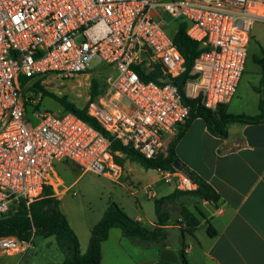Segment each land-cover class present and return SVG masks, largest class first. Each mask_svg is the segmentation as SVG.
<instances>
[{"label":"built area","instance_id":"built-area-1","mask_svg":"<svg viewBox=\"0 0 264 264\" xmlns=\"http://www.w3.org/2000/svg\"><path fill=\"white\" fill-rule=\"evenodd\" d=\"M178 21L204 48L185 95L201 93L202 105L215 112L234 97L251 28L264 26V0H0V218L40 198L59 163L118 183L122 167L114 156L122 155L111 151V139L146 159L162 152L189 114L175 84L185 60L168 33ZM154 71L158 83L145 82ZM86 73L104 75L86 114L109 138L72 112L37 110L27 117L21 77ZM157 171L178 189L192 183L179 172ZM143 190L156 197L150 186ZM31 246L32 239L0 238V252L8 255Z\"/></svg>","mask_w":264,"mask_h":264},{"label":"crops","instance_id":"crops-1","mask_svg":"<svg viewBox=\"0 0 264 264\" xmlns=\"http://www.w3.org/2000/svg\"><path fill=\"white\" fill-rule=\"evenodd\" d=\"M174 152L184 165L212 187L219 200L210 204L184 197L169 206L170 220L163 227L167 239L163 243L125 238L118 228L110 229L107 240L101 245L100 264H179L182 251L189 264H264V123L230 124L227 138L219 139L197 118L176 143ZM121 167L122 176L117 184L137 187V192H142L153 204L178 189L175 184L163 187L162 184L167 183L160 179L157 170L144 169L143 172L128 160ZM149 171L154 175L146 179ZM147 186L155 192L154 199L146 196L143 188ZM52 187L60 201L69 188L60 179ZM195 187L190 183L188 189ZM139 209L146 221L139 214L127 215L145 226H156L154 207L150 218L140 206ZM64 214L84 253L90 230L98 221L73 226L69 216ZM209 224L215 231L213 236L208 235ZM14 256L0 252V264H17L13 263Z\"/></svg>","mask_w":264,"mask_h":264},{"label":"trees","instance_id":"trees-1","mask_svg":"<svg viewBox=\"0 0 264 264\" xmlns=\"http://www.w3.org/2000/svg\"><path fill=\"white\" fill-rule=\"evenodd\" d=\"M174 29L168 31L177 50L185 60V72L175 79L184 104L189 109L188 118L179 128L176 135L166 144L162 152L154 159H146L141 154L125 145L118 140L111 138V151L119 152L122 157L114 156V160L120 166L124 161L138 164L145 170H162L169 172H178L173 168V163H178L185 168L192 176V183L196 185L195 189H174V191L164 197L154 201V213L156 216V226L148 227L143 225L130 216L116 203L111 202L105 209L101 219L91 228L87 250L81 253L79 241L76 233L70 227L68 219L61 209L60 200L55 196L51 185L43 187L40 198L34 200L27 208L23 202H20L11 212L0 218V238L14 237L19 241L28 242L34 238L55 239L58 250L63 254V260L60 264H100L101 263V245L107 240L110 229L118 228L125 238L138 239L144 243H163L167 235L163 230L170 220L169 206L184 197H193L205 200L210 204H215L219 200L218 194L200 178L195 172L184 165L175 155L174 148L176 143L184 135L191 122L197 118L203 120L208 132L219 139H226L228 136V126L230 124L255 125L264 123V102L261 100L258 105L259 113L254 116L246 114H234L228 112L227 104L220 105L215 112L206 109L202 105V94L187 97L185 95V84L188 79H196L198 75L192 74V68L199 56L204 51L200 43L192 40L186 34L187 23L178 21L173 24ZM261 56H253L255 64L259 65L264 71V49H260ZM158 71H154L146 77L145 82L156 81ZM30 79L20 78V85L23 93L27 91L38 95L41 92L42 99L50 97L57 103L64 112H72L82 121L90 124L95 129L101 131L104 136L109 135L101 130L96 122L86 114L87 104L78 106L67 97L59 96L47 92L41 85L40 80H36L31 86L25 88ZM101 83L98 79H92L89 88V101L95 100L101 93ZM25 102V112L31 107ZM34 112L39 109L38 105L33 107ZM208 235H215L213 227L209 224L207 229ZM179 264H189L182 251Z\"/></svg>","mask_w":264,"mask_h":264},{"label":"rangeland","instance_id":"rangeland-1","mask_svg":"<svg viewBox=\"0 0 264 264\" xmlns=\"http://www.w3.org/2000/svg\"><path fill=\"white\" fill-rule=\"evenodd\" d=\"M173 29L174 26L168 27L169 31ZM263 29L264 26L260 23H254L251 28V41L243 75L231 103L227 105L228 111L231 113L254 116L258 114L259 102L261 100L264 102V71L253 61V56H261L260 49H264ZM103 78L104 75L92 73L66 79L48 76L40 80V85L47 92L67 97L70 101L82 107L88 100L91 80L98 79L103 85ZM32 83L31 81L28 82L25 88L31 86ZM24 97L26 102L32 105L26 111V115L30 120H32V114L34 113L33 107L36 105L41 110L53 113H59L61 110L50 97L42 99L41 92L35 95L31 91H27L24 93ZM134 166L143 172L145 171L136 163H134ZM152 175H154V172L149 171L146 174V179L151 178ZM59 179L65 182L67 187H70L69 192L61 199L60 204L64 212L69 216L73 226L99 221L106 207L111 202L122 206L126 213L130 215L139 214L144 221L146 219L140 213L139 206L145 211L148 218L152 216L153 201L147 200L142 192H137L139 189L132 185L120 186L104 176L83 172L77 164L72 162L56 165L55 174L50 179V185L53 186V183ZM181 180L183 181L182 178ZM162 185L165 188H169L174 184ZM186 186V188L180 189H188L189 185L187 184ZM132 192L136 193L132 195ZM62 260L63 254L58 250L53 237L46 239L35 238L32 240V246L29 250L22 255L13 257V263L18 262L17 264H47L49 262H62Z\"/></svg>","mask_w":264,"mask_h":264},{"label":"water","instance_id":"water-1","mask_svg":"<svg viewBox=\"0 0 264 264\" xmlns=\"http://www.w3.org/2000/svg\"><path fill=\"white\" fill-rule=\"evenodd\" d=\"M173 168L178 171L179 173H181L182 175H184L190 182L193 181V176L182 166H180L178 163H173Z\"/></svg>","mask_w":264,"mask_h":264}]
</instances>
